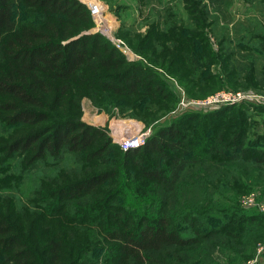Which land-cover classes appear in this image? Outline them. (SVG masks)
<instances>
[{
	"label": "trees",
	"instance_id": "trees-1",
	"mask_svg": "<svg viewBox=\"0 0 264 264\" xmlns=\"http://www.w3.org/2000/svg\"><path fill=\"white\" fill-rule=\"evenodd\" d=\"M180 1L190 24L164 5L166 23L151 21L141 36L122 22L117 34L130 35L129 44L150 51L188 90L253 83L257 70L264 77V64L230 62L226 37L214 46L201 30L229 16L231 0H213L212 9L205 0ZM93 24L81 0H0V264H206L216 247L234 249L227 264L251 258L264 213L232 205L215 223L212 200L264 189V145L248 141L247 109L185 111L122 150L80 119L81 97L121 96L120 112L133 115L147 101L165 107L172 93L147 64L89 31Z\"/></svg>",
	"mask_w": 264,
	"mask_h": 264
},
{
	"label": "rangeland",
	"instance_id": "rangeland-1",
	"mask_svg": "<svg viewBox=\"0 0 264 264\" xmlns=\"http://www.w3.org/2000/svg\"><path fill=\"white\" fill-rule=\"evenodd\" d=\"M85 4L87 2L95 1L100 4L101 12L99 16L93 17L94 24L89 28V31H99L105 37L109 38L126 56L129 60L140 61L147 64L150 69L155 72V76L160 79V83L171 91L172 99L171 101L164 100L165 107L159 106L156 101H147L144 106L145 110L133 109L132 112L135 114H125L120 112V107L124 104L118 100L121 96L114 98L112 95L104 96L100 98L99 96H88L84 95L80 100L79 117L85 122L92 123L94 125L100 126L111 134V128L121 127L130 123L136 127L141 126L142 128L151 129L160 126L161 124L169 122L176 118L179 113L198 110V111H209L223 104H236L235 110L238 105L241 104L242 110H246L249 114V122L246 125L248 141L252 140L251 145L256 148H261L264 145V77L261 76V71L257 70L256 74L257 81L253 83H246L241 85H230L228 81L221 80V86H216L214 90H203L202 93L198 91L188 90L184 87V84L179 82L177 79V73H172L162 67L159 64L154 63L150 57V51H137L135 49L136 44H129L130 35L126 37V40L117 34V29L119 25L124 22V26L129 28L138 34L146 35L148 32V26H150L151 21L161 22L164 5H170V11H176V18H182L190 24L188 11L185 9V5L180 0H81ZM210 4V9L216 7L218 3L213 0H205ZM214 2V3H213ZM112 4V5H111ZM199 4V2H198ZM229 16L226 13L223 17L217 20V24L214 23L213 26L201 28V30L207 35L216 46L218 44L216 37L224 36L226 37L223 44H227L229 48L233 49V54L230 56V62H240L241 64L249 61L250 59L255 60V64L259 68L260 65L264 64V53H255L252 49H242L239 43L243 42L251 47L264 48V0H231L229 5ZM214 13L210 12V17L208 21L212 20ZM173 17H168L167 20L172 22ZM124 20V21H123ZM166 20V19H165ZM166 23V21H164ZM123 26V27H124ZM200 30V29H199ZM132 34V32H130ZM247 35L246 38L243 35ZM119 39V40H116ZM153 59V58H152ZM152 62V63H151ZM154 63V64H153ZM215 67V66H214ZM214 69V68H213ZM222 79V78H221ZM260 79V80H259ZM144 87H142L143 89ZM195 93H192V92ZM225 92L226 95L237 94L244 96L233 102L225 103H206L202 104L204 99L211 97L215 94H220ZM118 98V99H117ZM148 98L147 96H143ZM145 99V100H146ZM200 101L201 103H197ZM132 102H137L133 100ZM221 102V101H220ZM138 106V105H137ZM233 110V109H232ZM230 110L224 116H229L234 113ZM146 111L148 114L142 116L140 112ZM125 112H131L127 109ZM41 124V123H39ZM6 129L5 124L0 122V136L2 132ZM109 134V135H110ZM1 138V137H0ZM1 168V167H0ZM240 171L239 169L230 170V172ZM258 171L256 169L251 170L249 174H256ZM260 180H264V173H261ZM257 180V179H256ZM207 192L214 193L218 189H206ZM220 195V193H219ZM213 195L212 200L215 205V212H217L218 220L215 223H219L223 220V216L228 214L227 211L232 205L238 206L237 208L253 209L258 212L264 213V189L260 185L253 186L252 190L249 192H243L240 194L233 193L230 190L223 191L221 193V198ZM223 196L232 199V201L223 199ZM236 196V199L233 198ZM215 197V198H214ZM197 198H200L197 197ZM206 211V204L202 205ZM233 211V210H232ZM207 212L201 210V216L204 218L200 227H205L208 224V218H206ZM190 218H185V221L189 223ZM184 221V222H185ZM259 222V220H256ZM182 222V221H181ZM255 222V223H257ZM246 227L249 225H245ZM264 228V227H263ZM261 228V230H264ZM249 240V239H248ZM254 242V241H253ZM220 244V243H219ZM255 254L240 264H264V237L255 236ZM238 249V247H235ZM226 249V250H224ZM234 249H229V247L215 248L212 253V263L206 264H227L228 256L233 253ZM230 261V260H229ZM169 262H173L170 260ZM232 262V260H231Z\"/></svg>",
	"mask_w": 264,
	"mask_h": 264
},
{
	"label": "built area",
	"instance_id": "built-area-1",
	"mask_svg": "<svg viewBox=\"0 0 264 264\" xmlns=\"http://www.w3.org/2000/svg\"><path fill=\"white\" fill-rule=\"evenodd\" d=\"M87 6L89 8L90 14L93 17L99 16L101 12V6L99 3L95 1L87 2ZM119 40V39H116ZM244 96L240 95L238 92L236 95H226L225 92H221L220 94H215L211 97H208L202 101V104L206 103H225V102H233L237 99H240ZM221 101V102H220ZM197 103H201L200 101H197ZM111 134L112 139L120 146L122 150H126L130 147H137L144 143L145 137L149 133V128H142L141 126H134L130 123H127L124 125L123 128H117L113 127L111 128Z\"/></svg>",
	"mask_w": 264,
	"mask_h": 264
}]
</instances>
